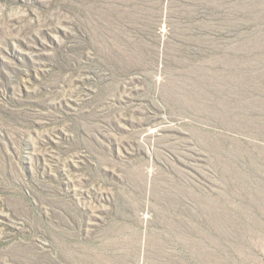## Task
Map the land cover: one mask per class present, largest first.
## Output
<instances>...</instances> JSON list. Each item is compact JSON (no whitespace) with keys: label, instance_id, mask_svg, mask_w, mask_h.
Wrapping results in <instances>:
<instances>
[{"label":"rangeland","instance_id":"374dc122","mask_svg":"<svg viewBox=\"0 0 264 264\" xmlns=\"http://www.w3.org/2000/svg\"><path fill=\"white\" fill-rule=\"evenodd\" d=\"M0 264H264V0H0Z\"/></svg>","mask_w":264,"mask_h":264},{"label":"bare ground","instance_id":"6f19581e","mask_svg":"<svg viewBox=\"0 0 264 264\" xmlns=\"http://www.w3.org/2000/svg\"><path fill=\"white\" fill-rule=\"evenodd\" d=\"M157 129V128H156Z\"/></svg>","mask_w":264,"mask_h":264}]
</instances>
